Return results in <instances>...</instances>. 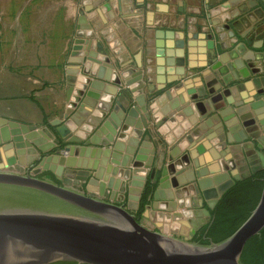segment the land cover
<instances>
[{
  "label": "crops",
  "instance_id": "0c3cea01",
  "mask_svg": "<svg viewBox=\"0 0 264 264\" xmlns=\"http://www.w3.org/2000/svg\"><path fill=\"white\" fill-rule=\"evenodd\" d=\"M74 5L76 10L67 11L64 17L74 25L67 28L71 35L62 58L32 51L31 63L24 65L22 72L11 76L4 71L0 76V118L52 129L67 123L80 137V142L73 144L78 149L74 162L94 165L97 161L100 167L107 159L102 174L109 175V165L119 169L114 177L116 196L124 195L125 200L133 175L141 183L140 177H147L152 167L167 172L160 199L188 188L202 191L198 183L188 181L194 172L207 179L204 189L218 192L230 179H243L264 168V0H78ZM158 29L174 31L185 40L186 76L164 90L157 89ZM99 43L106 54L99 53ZM211 55L215 57L213 65H209ZM86 57L93 59L85 62ZM140 70L142 80L129 85L128 81L139 78L135 74ZM140 82H145V87L132 93L131 88ZM190 88L203 96L192 99ZM140 92L151 99L150 126L141 140L147 136L153 145L140 154L137 167H124L121 164L133 158L126 146L134 127L121 138L120 149L107 144L109 128L100 135L97 132L112 112L124 119V111L137 104L135 96ZM176 103L179 107L175 109ZM96 137L100 144L87 143ZM53 139L46 140L47 144L53 145ZM83 147L92 152L84 153ZM0 150L4 159L3 148ZM153 150L154 163L146 169ZM114 153L117 161L110 164ZM40 155L39 150L35 155L28 151V160ZM185 155L191 160L190 167L185 166ZM129 167L131 176L124 191L123 168ZM65 169L67 180L99 190L100 182H90L97 171ZM76 171L84 175L79 179ZM224 175L227 179L222 183ZM180 179L188 185L177 186L174 182ZM205 204L207 207L206 200Z\"/></svg>",
  "mask_w": 264,
  "mask_h": 264
},
{
  "label": "water",
  "instance_id": "95a60500",
  "mask_svg": "<svg viewBox=\"0 0 264 264\" xmlns=\"http://www.w3.org/2000/svg\"><path fill=\"white\" fill-rule=\"evenodd\" d=\"M80 21H85V18H80ZM156 38L157 89L164 90L167 85H174L186 76L185 40L183 37H177L174 31L163 29L156 31ZM98 48L99 53L106 54L101 43ZM92 59L86 57L83 61ZM210 59L212 62L209 65H213L214 55H211ZM94 61L103 63L97 59ZM142 65L139 63L137 66ZM142 74L143 71H137L135 76L139 78L127 80L128 84L141 81ZM98 76L103 77L101 74ZM144 87L145 82H140L131 88L132 93L142 91ZM189 90L194 100L203 96L195 88ZM196 92L199 95H194ZM135 100L137 104L124 111V119L117 112H112L97 132L100 135L109 128L108 143H105H114L115 148L120 149L123 145L121 138L126 136L129 128L134 127V135L126 146L127 152L133 155V158L130 162L121 164L124 167H137L140 154L153 145L147 136L141 140L144 130L150 126L147 118L151 99L147 100L140 92L135 96ZM177 107L179 103L174 104V108ZM48 134L55 138L47 127L41 128L38 125L21 124L0 118V146L13 141L19 154L25 153L26 147L31 149L30 152L37 153L40 149L45 153L31 174L0 170V264H50L64 260L76 261L79 264H243L241 255L247 241L264 227L263 189L258 205L248 219L232 235L220 242L202 244L150 228L142 220L139 221L134 213L139 208L141 193L147 180L145 175L140 177L141 183H137L138 176L133 175L125 203L124 195L120 198L116 196L118 186L113 184L114 176L119 172L117 167L109 165V175H103L102 169L109 163L107 159V162H101L100 167L97 161L94 165H87L80 160L74 162V153L78 152V149L73 144L63 150H57V153H49L56 143L50 147L49 144L46 145L44 137ZM91 142L100 144L101 139L96 137L87 141L88 144ZM83 148L84 153L92 152L89 147ZM100 150L98 149V152ZM106 151L109 153L110 149ZM154 154L155 150L144 165L146 169L152 167ZM117 158L118 155L114 153L110 164L115 163ZM51 161L56 164H51ZM183 161L186 167H190L191 160L188 155L183 156ZM65 166L69 171H74L72 169L75 168L97 171L90 182L93 185L100 182L98 194L90 193L92 190L97 191L91 186H88L86 191H79L51 179L39 177L43 171L50 170L60 179L63 174H68L64 172ZM123 169L125 191L131 168ZM169 171L171 174L175 173L173 165L169 167ZM179 173L181 171L177 174ZM153 175L154 171L151 173V176ZM163 175L167 177L165 168ZM236 179L241 178L237 176ZM188 181L198 183L203 188V195L211 208L235 182L230 179L228 183L220 186L217 193L215 190L204 189L207 179H201L195 172ZM186 182L180 179L178 183H174L182 187ZM164 185L166 188V184ZM158 191L163 195L162 189L159 188ZM197 191L200 190L197 188ZM107 192L109 198L106 197ZM161 194L156 192L154 197L159 200ZM162 197L173 200L175 194L169 192ZM159 205L160 201L153 203V207L157 208ZM151 208L152 205H148L145 212Z\"/></svg>",
  "mask_w": 264,
  "mask_h": 264
},
{
  "label": "rangeland",
  "instance_id": "374dc122",
  "mask_svg": "<svg viewBox=\"0 0 264 264\" xmlns=\"http://www.w3.org/2000/svg\"><path fill=\"white\" fill-rule=\"evenodd\" d=\"M76 2L78 0H0V76L4 74V71L11 76H14L18 71L22 72L24 65L31 63L32 51L44 52L46 55L51 54L62 58L65 55L66 40L71 35L68 34L67 28H73L74 25V21L64 17L67 11L76 10L74 5ZM11 112L9 109L8 113ZM68 123L71 124V121L69 120ZM40 127H47L55 136L53 140L56 146L49 150V153L50 151L57 153V150H63L70 144L80 142L76 130H70L67 123L62 122L53 129L48 125ZM203 128L204 125L200 130ZM48 136L52 138L50 134ZM59 140L62 141V144L64 143V146H61ZM48 144L50 147V143ZM48 144L46 143V145ZM1 147L5 153V160L0 150V170L23 175L33 173V169L45 155L39 149L40 157L29 161L28 148H26L27 152L25 150V153L19 154L13 141L3 143ZM150 171L147 179H152V182L156 184L155 193L158 192L160 195L161 192L158 189L164 188L163 185L167 177L163 175V172H159L157 167H152ZM153 171L154 175L151 176ZM64 172L66 173V169ZM201 172L199 173L201 174ZM82 175H84L83 172H75V177L77 176L79 179ZM161 179L163 180L161 181ZM60 180L62 184L70 188L79 191L87 189L85 183L67 180L65 174L61 176ZM90 193L97 195L98 191L92 190ZM106 197L109 198L108 192ZM159 200L166 202L163 203L164 206L160 202L163 207L160 205L157 208L153 207V202ZM159 200L154 197L150 204L152 208L148 212H144L142 216V221L150 228L193 240L195 233L210 221V212L205 204L206 198L201 190L192 192L188 188V190L175 193L173 200L160 198ZM126 201L127 199L125 203Z\"/></svg>",
  "mask_w": 264,
  "mask_h": 264
},
{
  "label": "trees",
  "instance_id": "16d2710c",
  "mask_svg": "<svg viewBox=\"0 0 264 264\" xmlns=\"http://www.w3.org/2000/svg\"><path fill=\"white\" fill-rule=\"evenodd\" d=\"M59 141L61 146H64V143ZM39 177L62 184V181L50 170L42 172ZM263 189L264 168L253 172L246 178L235 180L234 184L220 196L214 207L207 206L210 212V221L195 233L193 241L202 244L217 243L232 235L252 214L261 199ZM155 191L156 184L148 178L141 193L139 208L134 211L139 221L142 220L147 206L151 204ZM241 261L243 264H264V227L247 241ZM50 264L79 263L64 260Z\"/></svg>",
  "mask_w": 264,
  "mask_h": 264
},
{
  "label": "bare ground",
  "instance_id": "6f19581e",
  "mask_svg": "<svg viewBox=\"0 0 264 264\" xmlns=\"http://www.w3.org/2000/svg\"><path fill=\"white\" fill-rule=\"evenodd\" d=\"M48 135H49V134H48ZM48 135H47V137H46V136L44 137L45 140L52 139V138H51L50 136H48ZM50 146H51V145H50ZM26 148H28V147H26ZM28 149H29V151L31 150L30 148H28ZM31 153H32L33 155L36 154V153H34V152H32V151H31ZM51 162H52V161H51ZM52 164H54V161L52 162ZM55 164H56V163H55ZM114 177H115V176H114ZM220 179H222L221 182L223 183L227 178H226L225 175H224V176H221ZM113 184H115V183H114V180H113ZM117 186H118V185H117ZM217 193H218V192H217Z\"/></svg>",
  "mask_w": 264,
  "mask_h": 264
}]
</instances>
